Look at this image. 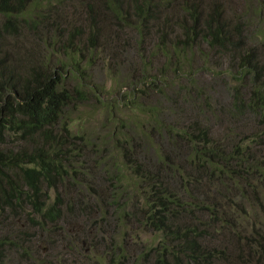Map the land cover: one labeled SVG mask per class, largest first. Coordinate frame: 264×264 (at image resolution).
<instances>
[{"label":"trees","instance_id":"trees-1","mask_svg":"<svg viewBox=\"0 0 264 264\" xmlns=\"http://www.w3.org/2000/svg\"><path fill=\"white\" fill-rule=\"evenodd\" d=\"M253 16L264 29V0H0L1 230L25 218L29 238L46 232L56 248L61 223L77 225L66 251L94 241L110 264H264V31ZM127 30L139 38L125 74L115 62ZM194 60L224 69L199 78ZM97 61L113 91L93 81ZM86 103L106 114L100 130L72 125L69 108ZM76 183L95 198L85 208L66 202ZM120 251L130 257L116 262Z\"/></svg>","mask_w":264,"mask_h":264},{"label":"rangeland","instance_id":"rangeland-1","mask_svg":"<svg viewBox=\"0 0 264 264\" xmlns=\"http://www.w3.org/2000/svg\"><path fill=\"white\" fill-rule=\"evenodd\" d=\"M235 3L240 4L241 0H233ZM245 5V3H243ZM64 7H67L66 4H64ZM244 10V7H242ZM74 9L70 8L68 13L70 15L71 12ZM79 14V8L76 11V15ZM253 20H249L248 23L249 25L252 24V31H259L263 32L264 29L262 28L259 18L252 17ZM128 31V36L129 39L132 42H127L126 39H123L127 44L121 43L122 47H125V53L122 52L121 58L118 59L115 62V66L117 69L123 73H127L128 69L135 64L136 59H137V49H138V43H136L133 40H137L139 37L134 33V30H127ZM24 33H26V37L33 42H37L32 40L34 38V35L31 31H26L23 30ZM37 39V38H36ZM35 39V40H36ZM13 42L16 41L15 38L12 39ZM32 42V43H33ZM21 44V41L18 42ZM47 43L44 42L41 45H37L33 43L36 46V52H40L41 55L48 51L49 48H47ZM262 45V43H261ZM29 48L32 46L30 44L27 45ZM51 54V53H50ZM42 58V57H40ZM193 69H194V75L199 78H207L212 77L211 80L214 81L215 79L213 76L219 72L220 70L224 69L223 67H216L210 64H204L201 61L194 60L193 61ZM128 68V69H127ZM110 66L107 64H102L101 61H97L95 66L90 69L91 75L93 77V81L97 84H106L105 88V93H108V90H112L114 88V85L112 87L113 81L108 79V74L110 72ZM95 74V75H93ZM129 76V74H128ZM207 77V78H206ZM216 78V76H215ZM217 79V78H216ZM76 83V80L73 78V76L68 72L66 73L65 76V84L71 88ZM220 84V89L224 91L225 93L227 92V89L224 88L225 84L224 83H219ZM112 96V95H111ZM116 96V95H114ZM89 107H91L89 104L86 103L85 106H80L79 108H74L70 107V119H72V125L75 127V130H100V127H102V123L105 119V115L101 113L100 111L96 113H91L90 115H87L89 110H91ZM81 161V159H80ZM90 164L92 163V166L94 165V159L91 157L89 159ZM69 174H73V170H69ZM86 174H83V177H85ZM78 181H81V173H78ZM67 183V181H65ZM73 184V183H72ZM69 194L73 199L69 200L66 199V202L71 201L75 202L78 199L84 198V203L81 205L83 208L87 206V203L89 202H94L95 198L89 194V190L86 187H84V192L81 191V185L79 184H74L69 186ZM50 195L54 197L55 191L52 190ZM53 199V198H52ZM81 203L77 204L76 207L78 210L79 205ZM64 212L67 214V207L66 203L64 205ZM100 214L96 213L95 211L91 215V219L94 220L96 218H100ZM62 228L64 230H59L57 232L58 234V244L59 247L52 248L49 245L50 240L52 239V236L46 232H40L37 230V235L35 237L29 238L28 234L32 233L35 231L33 227H31L28 222L26 221L25 218L21 219L20 217L16 216L13 217L11 220L7 221L5 223V227L7 229H2L1 230V220H0V264H110L109 260L111 259V255L106 252V245L104 246H97L98 244L96 242H92L91 244L84 245L83 249L79 245L77 246H72L71 251H66L64 247V238H65V232L68 233L66 230L71 229V237L73 236V233L78 232L75 227H79L77 225H74L70 228V224L68 223H61ZM81 227V226H80ZM105 243L109 245L110 242V237L108 236V233H105ZM30 235V236H31ZM28 237V238H27ZM154 237V235L149 234V235H144L141 238L145 242V240H150ZM28 239V240H27ZM98 239V238H97ZM27 240V241H25ZM19 241L22 245L20 246H15L14 242ZM96 246V247H94ZM140 250V249H139ZM138 251V250H137ZM117 253V252H116ZM131 252L127 251H120L118 255L115 257L116 262L119 261V259L123 258L124 255L130 257Z\"/></svg>","mask_w":264,"mask_h":264}]
</instances>
